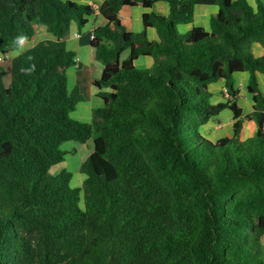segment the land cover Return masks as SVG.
<instances>
[{"label": "trees", "instance_id": "trees-1", "mask_svg": "<svg viewBox=\"0 0 264 264\" xmlns=\"http://www.w3.org/2000/svg\"><path fill=\"white\" fill-rule=\"evenodd\" d=\"M98 0H0V53L17 52L37 26L56 39L0 68V264H264V3L248 0H106L91 45L102 64L94 80L104 104L91 122L72 118L84 100L69 86L77 54L72 23L83 28ZM143 14V30L124 25L125 6ZM198 5L219 8L210 31L179 25ZM154 28L158 40H152ZM128 52L127 57L123 55ZM154 59L151 68L136 61ZM34 65V71L28 72ZM250 75L253 111L244 116L234 74ZM224 82L226 103L210 85ZM230 109L232 137L212 140L203 127ZM257 130L243 137L247 122ZM94 140L86 176L52 168L66 142Z\"/></svg>", "mask_w": 264, "mask_h": 264}, {"label": "crops", "instance_id": "crops-1", "mask_svg": "<svg viewBox=\"0 0 264 264\" xmlns=\"http://www.w3.org/2000/svg\"><path fill=\"white\" fill-rule=\"evenodd\" d=\"M105 1L106 0H98L95 4L101 6ZM164 3L159 2V3L155 4L152 9L142 10L140 13L141 21H142L143 14L146 12H152L153 11L155 13H159V14H162L164 16L169 15V12H170V10L168 8L169 6L166 7L165 4H167V3H165V4ZM132 10L133 9H131L129 7H124L121 10V14L124 18V25L130 31H133L136 23L138 25H140L139 20L136 22L133 20V16H135V14L133 13ZM91 18H93V19H91ZM91 18H90L89 22L87 23L88 25L86 24L88 27V30L86 33L80 32L77 23L74 22L71 25L70 34L67 38V47H68V49L74 51L77 54V61H78V63L75 66L70 68L69 76L71 77V79H70L69 86L72 89L75 88L76 86L79 87L83 96H84V100L77 105L76 109L72 112V116L74 117L75 120H78L81 122L82 121L83 122H88V121L91 122L93 110L95 108L102 107L104 104L103 100L97 96V91L94 88V80L101 77L102 71H100V73H98V76L96 75V72L98 69L95 65H93V62L94 61L96 62V60H95V50L93 49V47L91 45V41H92L91 32L98 26L106 25L107 21L100 14H96ZM142 25H143V23H142ZM78 34L80 35V37L77 36ZM149 36H150V39H152V40H158L159 39L158 34L154 28L149 30ZM54 39H56V38L51 33H49L45 28H43L42 26H37V31H36L34 38L32 40H23L21 42V47H20L19 51L8 54L6 56H3L0 53V68H3L5 70V74H4L5 84L7 86H9L11 84V81H12V60L15 56L19 55L22 52L29 50L30 48L34 47L35 45H37L41 41L54 40ZM254 51L256 54H259L261 51L264 52V49H261L258 45H255ZM145 62H147V64H145L146 68H151L154 65V60L152 58L149 60L146 59ZM90 66H92V70L96 71V72H93L89 68ZM243 73H245V72H243ZM257 77L259 79L260 86L263 87V91H264V74L258 73ZM248 83H249L248 77L240 74L237 89H239V91H240V93H239L240 97H242L244 100V102H243L244 104L241 105L242 109L244 110V116L248 115L249 113H251L253 111V103L250 101H247V99H249V97L247 95H245L247 92L246 89H247ZM211 87H213V84L210 85V88H209L210 91H211ZM214 91L215 92L218 91V93L223 94L222 91H226V88H225V86H223L222 88L214 87ZM215 92H212L213 93V100H215V98H217L215 96L216 95ZM214 103H216V101ZM216 119L219 120L218 117H215L214 119H212L207 125H205L202 128L203 131L207 132V134H209V135H215L213 133V128H215V129L217 128V126L215 124ZM214 124H215V126L213 127ZM223 124H225V125H223ZM223 124L218 123V128L220 127V129H222L223 127H227V126L228 127L231 126L233 128L234 118L232 120L228 121L227 123H223ZM231 127H229V128L231 129ZM256 130H257V126H256V123L254 121L247 122L245 124V128L243 131V137H248V136L254 135ZM86 150L88 151V148H86ZM93 152H94V150L92 152H88L89 154H87V155L90 156ZM55 167H57V166H54V168ZM79 168H80L79 170L81 171V167H79ZM81 174L82 175L79 179V186H81L83 184V182L86 178V176L83 173H81ZM73 178H74V176H73ZM73 178H72V180H73Z\"/></svg>", "mask_w": 264, "mask_h": 264}, {"label": "rangeland", "instance_id": "rangeland-1", "mask_svg": "<svg viewBox=\"0 0 264 264\" xmlns=\"http://www.w3.org/2000/svg\"><path fill=\"white\" fill-rule=\"evenodd\" d=\"M250 4L256 9L257 8V0H249ZM262 2L264 3V0H262ZM164 3V2H162ZM165 4V3H164ZM166 7H168L167 4H165ZM125 7H129L131 9H133V13L135 14V16H133V20L136 22L139 20L140 22V25H138L137 23L135 24L134 26V29H133V32L135 33H139L143 30V25H142V21H141V17H140V13L142 10H144L145 8L143 7H139V6H136V7H130V6H125ZM169 8V7H168ZM146 10V9H145ZM219 10V8L217 6H212V5H198L196 6L195 8V20L193 23H190V24H183V25H179L177 27V30L180 34H184L186 32H188L189 30H191L193 27H197V26H202L204 28H206L207 30L210 31L211 29V24H210V20H211V17L213 16V14L217 13ZM93 19V18H91ZM88 25V24H87ZM84 26L83 28H79L80 32L82 33H86L87 30H88V27ZM128 55V52H126L124 55H123V58L127 57ZM146 59H151V57H145V56H142L140 57L137 61H136V65L139 69H145L146 66L145 64H147ZM153 59V58H152ZM154 60V59H153ZM93 65H95L97 67V72L96 71H93L92 70V66H90L89 68L93 71V72H96V75L98 76V73H100V71H103V66L102 64H100L99 62L97 63V61L93 62ZM69 72H70V69L68 71V81H69V84H70V79L71 77L69 76ZM245 75L248 77V80H250V75L249 73L245 72V73H242V72H237L234 74V81H235V85H236V88H238V80H239V75ZM259 81V79H258ZM260 84V83H259ZM249 85V83H248ZM223 86H225V83L224 82H217L215 84H213V87H211V92H215L214 91V87H219V88H222ZM95 90L97 91L96 87L94 86ZM72 89V88H71ZM261 89L263 90V87L261 86ZM246 94L249 99H247V101H250L252 102V97L248 91V86H247V89H246ZM223 94L221 93H216V97L215 100H213L212 98V103H214L216 101V103L214 104H218V103H226L228 100L226 99L228 97V92L227 91H222ZM240 93V91H239ZM224 95V96H223ZM238 104L241 106L243 105L244 103V100L242 97H240L239 95V99H238ZM253 103V102H252ZM72 115V114H71ZM233 112L230 110V109H225L223 110L220 115L218 116L219 120H215L216 121V126L217 128H213V133L215 135H209V137L214 140V141H217L219 138H222V137H232L233 135V128L231 126V129L227 126V127H223L222 129H220V127L218 128V123L219 124H223V123H227L228 121L232 120L233 119ZM72 118L74 119V117L72 116ZM221 121V122H220ZM83 122V121H82ZM89 122V121H88ZM215 124L213 125V127L215 126ZM225 125V124H223ZM207 133V132H206ZM210 133V132H209ZM86 148H88V151L86 150ZM62 150L68 152L67 155H66V159L63 163L59 164V165H56L57 167H53L51 172L53 174H58L60 173L63 169H66L70 172L73 173V180L71 182V186L72 187H81L79 186V179L81 177V171L79 170L81 167V165L87 160L88 156L87 154H89L88 152H92L94 150V140L91 139L89 140L86 144H80L79 142H76V141H70V142H66L62 145ZM263 245H264V237H263Z\"/></svg>", "mask_w": 264, "mask_h": 264}, {"label": "built area", "instance_id": "built-area-1", "mask_svg": "<svg viewBox=\"0 0 264 264\" xmlns=\"http://www.w3.org/2000/svg\"><path fill=\"white\" fill-rule=\"evenodd\" d=\"M93 7L95 8L97 14H99V12H100V6L94 3V4H93ZM77 36L80 37L79 34H78ZM91 38H92V40H93V38H94V30L91 32Z\"/></svg>", "mask_w": 264, "mask_h": 264}, {"label": "clouds", "instance_id": "clouds-1", "mask_svg": "<svg viewBox=\"0 0 264 264\" xmlns=\"http://www.w3.org/2000/svg\"><path fill=\"white\" fill-rule=\"evenodd\" d=\"M19 39L21 40V42L23 41V38H22V37L19 38ZM25 71H28V72L34 71V65H33V67L30 68V69H25Z\"/></svg>", "mask_w": 264, "mask_h": 264}]
</instances>
